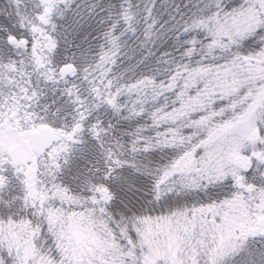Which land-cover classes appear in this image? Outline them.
Segmentation results:
<instances>
[{"label":"snow or ice","instance_id":"1","mask_svg":"<svg viewBox=\"0 0 264 264\" xmlns=\"http://www.w3.org/2000/svg\"><path fill=\"white\" fill-rule=\"evenodd\" d=\"M0 264H264V0H0Z\"/></svg>","mask_w":264,"mask_h":264}]
</instances>
